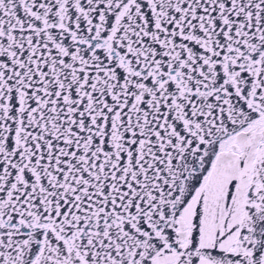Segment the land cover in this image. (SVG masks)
<instances>
[{
	"label": "snow or ice",
	"instance_id": "1",
	"mask_svg": "<svg viewBox=\"0 0 264 264\" xmlns=\"http://www.w3.org/2000/svg\"><path fill=\"white\" fill-rule=\"evenodd\" d=\"M0 264H264V0H0Z\"/></svg>",
	"mask_w": 264,
	"mask_h": 264
}]
</instances>
